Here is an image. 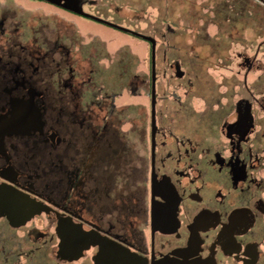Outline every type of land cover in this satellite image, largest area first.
I'll return each instance as SVG.
<instances>
[{"label": "flooded vegetation", "instance_id": "af4514ba", "mask_svg": "<svg viewBox=\"0 0 264 264\" xmlns=\"http://www.w3.org/2000/svg\"><path fill=\"white\" fill-rule=\"evenodd\" d=\"M97 5L0 0V264H264V28L136 76Z\"/></svg>", "mask_w": 264, "mask_h": 264}, {"label": "rangeland", "instance_id": "374dc122", "mask_svg": "<svg viewBox=\"0 0 264 264\" xmlns=\"http://www.w3.org/2000/svg\"><path fill=\"white\" fill-rule=\"evenodd\" d=\"M263 1L96 0L98 3L96 10L110 15L113 21L122 23L134 31L143 34L154 33L158 39L166 34L167 39L163 38L164 43L183 47L192 43H210L212 48L219 46L222 54L231 55L235 53L240 43L262 41ZM66 20L73 25L70 16L67 15ZM168 25L173 27L172 31L167 30ZM104 37L108 39L112 50L121 52L124 49L123 45L128 46L131 75H142L143 63L135 60L148 53V42L139 36L117 31L107 32ZM200 51L202 53V49ZM216 58L214 57L212 62L218 63ZM214 63L211 65L210 76L216 79L224 76L226 71Z\"/></svg>", "mask_w": 264, "mask_h": 264}, {"label": "water", "instance_id": "95a60500", "mask_svg": "<svg viewBox=\"0 0 264 264\" xmlns=\"http://www.w3.org/2000/svg\"><path fill=\"white\" fill-rule=\"evenodd\" d=\"M70 8H72V9L78 11V12H81V13L86 14V13H85L83 10H81L80 8H75V7H70ZM116 26H117V27H120V28H122V29H124V30L130 31V32H132L133 34H136V35H138V36H140V37H142V38H144V39H147V40H149V41H152L153 44H155V42H156L154 38H152V37H150V36H148V35H145V34H143V33H141V32H137V31H134V30H132V29H130V28H126V27H122V26H118V25H116ZM180 75H182V73H181Z\"/></svg>", "mask_w": 264, "mask_h": 264}]
</instances>
